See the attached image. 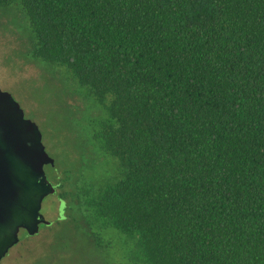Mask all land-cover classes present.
Segmentation results:
<instances>
[{
    "label": "trees",
    "instance_id": "16d2710c",
    "mask_svg": "<svg viewBox=\"0 0 264 264\" xmlns=\"http://www.w3.org/2000/svg\"><path fill=\"white\" fill-rule=\"evenodd\" d=\"M14 5L104 113L83 130L114 169L61 174L58 221L72 203L121 264H264V0Z\"/></svg>",
    "mask_w": 264,
    "mask_h": 264
},
{
    "label": "rangeland",
    "instance_id": "374dc122",
    "mask_svg": "<svg viewBox=\"0 0 264 264\" xmlns=\"http://www.w3.org/2000/svg\"><path fill=\"white\" fill-rule=\"evenodd\" d=\"M31 36L17 5L0 7V89L9 92L37 123L46 151L72 192L81 179L108 175L114 169L108 158L92 150L83 130L104 113L82 95L64 68L31 57ZM58 206L57 197L45 200L42 213L54 225L33 238L24 236L0 264H121L96 246L87 226L76 220L72 203L62 222Z\"/></svg>",
    "mask_w": 264,
    "mask_h": 264
},
{
    "label": "water",
    "instance_id": "95a60500",
    "mask_svg": "<svg viewBox=\"0 0 264 264\" xmlns=\"http://www.w3.org/2000/svg\"><path fill=\"white\" fill-rule=\"evenodd\" d=\"M45 165H55L43 144L39 126L24 117L20 104L0 89V263L20 243V231L28 237L49 226L43 201L56 193Z\"/></svg>",
    "mask_w": 264,
    "mask_h": 264
},
{
    "label": "flooded vegetation",
    "instance_id": "af4514ba",
    "mask_svg": "<svg viewBox=\"0 0 264 264\" xmlns=\"http://www.w3.org/2000/svg\"><path fill=\"white\" fill-rule=\"evenodd\" d=\"M22 108V107H21ZM24 111V110H23ZM24 117L26 118V119H30L31 121H33V122H35L33 119H31V118H29L28 116H27V114L25 113V111H24ZM36 123V122H35ZM37 124V123H36ZM89 142V141H88ZM92 150H94L95 152H97L100 156H103L102 154H101V150H99L98 148H93V146H92ZM48 153V152H47ZM49 154V153H48ZM49 156H51L50 154H49ZM44 169H45V172H46V175H47V178H48V180L54 185V187L56 188V193L55 194H53V195H49L48 197H46L45 199H44V201L45 200H48V199H50L51 197H57L58 198V202H59V206H58V215H60V203H61V200H62V198H61V195L58 193V191H59V182H57V178L58 177H60V173L58 172V170H57V168H56V161H55V165L54 166H51V165H45V167H44ZM44 201H43V203H44ZM42 208H43V205H42ZM41 212H42V210H41ZM44 215V214H43ZM45 216V215H44ZM46 218V217H45ZM59 218V217H58ZM52 222V221H51ZM52 224H53V222H52ZM52 224L51 225H49V226H45V225H41V227H40V232H41V230L43 229V228H48V227H51L52 226ZM26 235V231L25 230H21L20 231V243L25 239V237L26 238H33V237H35V236H31V237H27V236H25ZM39 235V234H38ZM25 236V237H24ZM37 236V235H36ZM19 243V244H20ZM19 244H17V245H19ZM16 245V246H17ZM16 246H14L12 249H10V251H9V253H8V255L10 254V252L16 247Z\"/></svg>",
    "mask_w": 264,
    "mask_h": 264
}]
</instances>
